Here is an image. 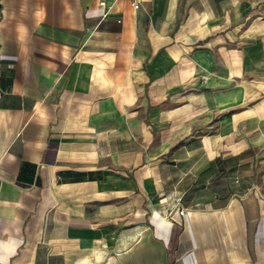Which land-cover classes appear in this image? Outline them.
I'll return each mask as SVG.
<instances>
[{
  "label": "crops",
  "instance_id": "1",
  "mask_svg": "<svg viewBox=\"0 0 264 264\" xmlns=\"http://www.w3.org/2000/svg\"><path fill=\"white\" fill-rule=\"evenodd\" d=\"M178 1L0 0V264H264V152L244 118L151 151L154 20Z\"/></svg>",
  "mask_w": 264,
  "mask_h": 264
},
{
  "label": "rangeland",
  "instance_id": "2",
  "mask_svg": "<svg viewBox=\"0 0 264 264\" xmlns=\"http://www.w3.org/2000/svg\"><path fill=\"white\" fill-rule=\"evenodd\" d=\"M182 1L172 24L167 26V5L154 20L160 49L150 63L163 62L158 64L162 75L151 85L152 104L146 119L155 124L152 154H169L191 139L217 133L223 119L236 114L246 121L248 142L256 141L264 152V0H238L232 13L225 4L226 12L217 16L190 14ZM147 24L145 19L143 26ZM221 27H233L225 30L227 39L217 37L195 45ZM135 54L128 53L138 59ZM146 102L144 95L137 106L145 107ZM191 165L189 161L187 168Z\"/></svg>",
  "mask_w": 264,
  "mask_h": 264
},
{
  "label": "built area",
  "instance_id": "3",
  "mask_svg": "<svg viewBox=\"0 0 264 264\" xmlns=\"http://www.w3.org/2000/svg\"><path fill=\"white\" fill-rule=\"evenodd\" d=\"M128 1L130 2L131 7L135 11H137V9H139L142 6L144 0H128ZM99 4H100V7L101 8L105 9L106 6H108V0H100ZM181 205H182V203H181L180 199H178L177 200V207H176V209L178 210V212H179L180 215H184L185 212H186V208L180 207Z\"/></svg>",
  "mask_w": 264,
  "mask_h": 264
},
{
  "label": "trees",
  "instance_id": "4",
  "mask_svg": "<svg viewBox=\"0 0 264 264\" xmlns=\"http://www.w3.org/2000/svg\"><path fill=\"white\" fill-rule=\"evenodd\" d=\"M203 42V41H202Z\"/></svg>",
  "mask_w": 264,
  "mask_h": 264
}]
</instances>
